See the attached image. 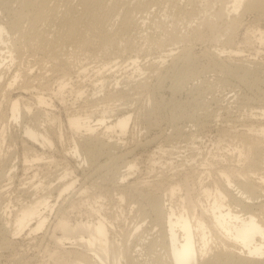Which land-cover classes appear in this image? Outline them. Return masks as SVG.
Masks as SVG:
<instances>
[{"label":"bare ground","instance_id":"1","mask_svg":"<svg viewBox=\"0 0 264 264\" xmlns=\"http://www.w3.org/2000/svg\"><path fill=\"white\" fill-rule=\"evenodd\" d=\"M11 1L13 0L0 1V14L7 13V16L9 15L7 22L4 23L0 20V90L10 95L11 98L7 101L6 107L10 109V118H12L11 123L17 124L22 134L20 136L22 138L21 142L26 149L22 163L24 167L22 168L25 169L27 174V182L24 183L30 185L28 186L29 188H27V192L32 199L27 203H20L19 208L17 207L18 209H14L15 211L8 210V205H6V208L3 207V210H6V212H1L2 210L0 208V236L3 235L5 239L3 243L1 242V247H4V249L10 247L9 244L13 242L15 236L22 233H26L25 235H37V233L46 226L49 216L48 212H52L55 206L53 200H50V189L53 185L50 181L40 180L38 176L41 170H39L38 167L33 169V165L54 162V156H44L42 150L52 148L54 143L64 145L62 143L64 131L61 127V121L51 110L55 107L53 103L54 97L58 98L61 104H64L63 98L58 95H61L67 86L65 80H60L58 91L55 92L53 96L50 95V97H46L43 93L34 94L31 76L28 71H23V74L16 71L14 75L11 76V79H9V81L7 80L8 82L3 81L7 69L10 70L13 65L22 66L25 63V61L22 60L25 52H29L31 55H38L39 57H36V60L40 58L39 64L41 65L49 61L53 69L62 70L63 78L71 71L68 57L80 47L87 46L92 48L93 46H110L113 48L114 53L118 54L123 53L121 51L137 52L139 48L141 50L142 47L135 43L133 36L141 30H146L148 25L149 27H157L158 23H163L164 21L157 20L153 14L154 7L159 9V6H163L166 8L165 10H167V12L169 11L167 16L173 17L169 21L171 24L170 29L165 31L168 40L174 46L179 44L183 46L182 50L176 51V53H174L175 47V49L170 48V54H166V58L170 56L180 61L178 64H176L177 62L175 61V64L177 66L179 65L178 67L189 66L190 64H194L196 60L198 62V58L196 59L195 56L199 54L194 55L193 50L191 51L194 46H192V43L197 41L205 43V41H208V43H215V46L217 43L222 44L220 45L221 48L215 47L209 51V48L206 49L207 53L211 56V68L214 67L213 70L216 69L217 73L218 71L222 74L224 73V77L225 74L228 76H237L242 80L248 81L251 85H256L264 80L259 77L260 72H258L262 71L263 66L261 67L259 64L255 66V64H253L255 66L253 68L252 65V67L250 65H243L241 59L234 55L236 52L231 50L237 33L242 27L241 16L248 13H257L259 18L264 19V0H203L201 1L200 7H193L190 10L185 9L179 0H14L16 2L15 7H11ZM217 1L221 2V7L218 6L214 9L213 6L217 5ZM196 2L197 0H188L190 4H197ZM212 8L214 10L207 13ZM197 12L203 13V17L200 18L198 25L191 29L190 32H184L180 27L177 15L191 18L195 16ZM151 14H153V16H151ZM222 37H224L223 41H221ZM262 37L263 30L261 29L254 35L252 44H262ZM200 42L197 43L200 45ZM204 48H206V46ZM228 49H230V51H227ZM134 54L127 57L128 61H130L128 65H132V69H135H133L132 76L137 73L139 78L144 74L147 67L146 69H144V67L142 68L140 64L141 61H139L142 58L140 57L139 59L138 55ZM121 55L124 56V53ZM203 55L201 54L200 56ZM163 57L164 55L161 56L159 61L155 60L151 63L148 62L149 59L147 61L148 63L146 62L150 66L147 71L150 70L152 73L159 71L160 65L165 62ZM204 58L207 59L209 57ZM233 58H235L236 61H233ZM20 59L21 61H19ZM170 59L169 62H171ZM199 60H201V58ZM206 61H209V59ZM260 64L262 65V63ZM116 65H118L117 62L115 63V66ZM174 65L172 66L173 68ZM206 65L208 66L209 64ZM113 66L109 67L107 70L110 71V74L114 75L118 70H115ZM73 67L79 72H84L86 70L82 64L78 66L73 65ZM208 67L210 68V66ZM257 68H261V70H256ZM142 69L144 70L142 71ZM204 69H206V67ZM167 70L168 69H166V71ZM30 72H32V68H30ZM203 72L204 71H202V73ZM159 74L161 75V73H158V75ZM152 76L154 75L152 74ZM21 77H23L22 81L20 80ZM125 78L126 77L122 78L120 81L115 80L113 90L116 89L117 91L108 89L105 98L126 97L127 88L125 89L126 91L122 89L124 86L119 90L117 89L119 84L121 85L122 80H127ZM127 78L129 83L136 81L135 87L137 86L139 89L141 88V90L145 86H148L146 81L142 79L135 80L136 78L132 77L135 78L132 80L131 77ZM18 79L20 84H17L16 91H20L21 93L27 92L31 95L34 94L31 97L34 100L33 102L23 100L21 94L16 97L13 96L15 91L13 92L11 88L17 83ZM144 79L148 80L146 78ZM106 80L108 82L104 72L96 75L95 79L92 81L93 88H98L99 91L103 90L105 84L108 86ZM127 83L124 85L126 86ZM243 83H245V81ZM155 88L156 87H154V89ZM98 89H94V96L99 93L96 92ZM212 89L213 88H211V90ZM133 95L134 94L131 96ZM139 95L141 96V93ZM79 96H82V94L78 92V97H76L79 98ZM131 96L129 95V97ZM121 100L119 99V101ZM97 101V98L88 95L84 103H86L89 108L87 107L83 110L84 108L82 109L81 107L82 113L68 114V107L66 110L67 123L69 125L68 132H70L74 139V147L69 156L79 160L82 158L81 160L83 163L89 161L91 165H96V168L99 166L97 159L102 149L106 151V149L110 150L114 148L115 150V147L120 144L118 141L129 131L130 122L132 120L131 113L128 112L129 110L126 111L125 109H122L120 115L117 114L113 120H110L114 115H109L113 114L110 113L111 111L109 110L101 109L100 111H103L101 114L97 115V110L95 109L97 108L95 107ZM157 101L160 100L158 99ZM256 101L257 102L251 101V103L258 104L256 108L260 111L253 112V114L250 110L248 111L254 115V118L252 117L251 123L245 125L244 128H241V126V129L236 133L235 136L239 141V145L232 150L228 149L231 150L230 156H234L237 163H227L228 160H232V158L229 159L227 156H224L222 159H215L218 167L215 168L214 166L213 169V165L211 167L212 163L210 162L211 171L217 178V187H213V190L210 189L207 183L200 180V191L201 194L207 198L208 206H203L200 199H189L187 205L181 210L174 209L172 206L166 207L164 205L165 202L163 203V199H171L176 194V191L184 185L174 182V179L180 175L177 167H173L172 169L175 170L170 173L168 172L169 170L167 171L168 173L162 170L161 175L159 173L155 174L157 177L156 179L153 177L154 180L149 181L144 179L137 183H130L129 186L125 185L122 189V191L129 192L133 190L135 192H140L141 196L150 204V208H148V210H150L149 212H147L148 210L141 211L140 220L142 223H138V221L132 226V232L129 230L128 233L130 234L128 237H130V239L126 238V234L122 235L119 240L111 239V226L106 222L105 217L102 215L100 216L99 206L96 205L92 206L91 209L89 208V210L93 215H96L97 221L72 225L63 217L53 225L54 227L49 238L54 243V248L49 252V259L54 264H145L143 249L145 247L153 249V247L159 246L161 250L158 248L160 252L158 251L159 253H155L156 259L153 257L155 260L153 261L154 264H264V93H262ZM131 102L132 101H130V103ZM190 102L191 101H189L188 104ZM122 103L120 105H122ZM126 103L128 104L129 101ZM120 105L117 107L120 108ZM161 106L162 104L158 103L148 108V116H146L147 123L151 124V121L153 122L154 119L151 120V116L156 113V110ZM99 107L100 105L98 108ZM115 108L116 107H114V109ZM161 108H163V106ZM118 111L120 112L121 110L119 109ZM193 114L195 113L192 112V115ZM155 116L156 114L154 117ZM194 116L196 115H193L195 119ZM206 116L208 117V115ZM198 118L197 120H200ZM155 120L154 122L158 121ZM193 120H191V122L194 124ZM2 126H4V124H2ZM150 126L153 127L154 125ZM181 128L177 127V129H174L179 138L194 134L191 130V134L188 133L187 135H183ZM186 128H188V125ZM115 133L118 134V140H113V135ZM175 136L173 134V138H175ZM182 139L184 140V138ZM5 141L6 138H4L1 133L0 162L2 161L3 163L1 162L0 179L1 181L3 179V182L4 180L12 181V179L15 178L14 172H16V170L14 171V169L18 168L17 162L13 164V159L11 160L12 154L14 153L12 150L7 152L9 156L7 155L5 159H2V152L4 150L3 144ZM146 142L145 144H149ZM181 142H179L180 144H176L180 146ZM137 145L136 147L138 148ZM142 145H144V143H141L140 146ZM175 145L173 144L171 149H165L161 144L159 147H156L158 149L153 153L154 155L151 156V165L157 162L153 159L156 154H158L159 157V154L162 155V153L165 152L169 154L176 153V151L172 152ZM133 146L135 147V143ZM39 147L41 151H38ZM117 147L119 148V145ZM180 148L182 147L180 146ZM131 149L129 148L127 152H132L133 149ZM67 155L68 153H64L65 157ZM80 156L82 157L80 158ZM122 156L123 157L119 156L120 159H118L122 162L124 165L123 168H126V170L121 171V167H114L116 168V173L119 174L118 177L124 180L132 174L136 164H134L133 160L127 161L129 158H127L125 154ZM10 160L12 164L9 162ZM160 161L162 163V160H159V163ZM240 163L241 166L239 165ZM165 166L166 165H164V168ZM102 167L103 165L100 164L99 169H103ZM159 170L158 168V171ZM151 171L155 172L154 170ZM29 173L31 174L29 175ZM201 173H203L202 168L199 174ZM105 175L102 177H105ZM115 176L116 174H114V177ZM58 180L62 182V186L59 188L60 196L67 193L69 194L75 189L76 182L71 178V172H68L67 169L63 170ZM9 183L11 185V182ZM113 183L115 185V182ZM3 186L4 185L1 184V187ZM146 187L148 189H146ZM145 189L147 191H145ZM85 193L86 190L80 191V202L83 201L84 195H86ZM90 201H87V203ZM95 203H97V200ZM71 207L75 209L74 203L71 204ZM11 213H13L15 217L10 218L9 216ZM147 217H151V224L154 225L155 228H158L157 231L153 230L154 232H152L150 231L151 228L150 230L143 229L142 224ZM141 228L145 231H139ZM145 232L147 236L144 235ZM73 235L78 239L71 242L70 240L74 239ZM132 236L133 238L131 239ZM67 243L70 245H67ZM74 245H77V247H74ZM146 253L147 252H145V254ZM148 253L150 252L148 251ZM151 254L153 255V253ZM69 256L73 258L70 262L68 261ZM151 256H148V258H151ZM13 260L14 259H12V261ZM21 264H23V262Z\"/></svg>","mask_w":264,"mask_h":264},{"label":"rangeland","instance_id":"2","mask_svg":"<svg viewBox=\"0 0 264 264\" xmlns=\"http://www.w3.org/2000/svg\"><path fill=\"white\" fill-rule=\"evenodd\" d=\"M179 1L181 2V4H183L185 9L190 10L193 7L196 8H198V6L200 7L201 1L203 0H197L196 3L198 5L190 4L188 3V0H179ZM216 3L217 5L213 6L214 9H216L218 6L221 7V2L217 1ZM15 5L16 2L14 0L11 1V7H15ZM161 7L159 6V9H157V7H154L153 14L155 15L154 17L157 20H162L164 22L158 23L157 27L156 26L149 27L148 25L146 30H141L137 34H134L135 36H133L134 37L133 40L137 45L142 47L141 49L142 51L140 50V48L137 50V52L133 51L135 54L132 51H128V52L126 51L127 53L125 51H121L124 53L123 56L121 55L123 53L120 54L114 53L113 48L110 46H106V47L93 46L92 48H89L87 46L80 47L76 49V51L73 54H70V56L68 57L71 71L67 73V75L64 76L63 78H62L63 76L62 70L53 69L50 66L51 63L49 61H47L44 65L39 64L40 58L36 60V57L39 56L31 55V53L29 52H25V55L23 56L22 59L25 61V63L22 66L13 65L10 68V70L7 69V72L5 73L6 75L4 76L3 79V81L5 82L7 80L9 81V79H11V76L14 75V72L16 71L22 74L23 71H28L31 76V80H32L31 84L34 94L43 93L46 97H50V95L53 96L54 93L58 91V84L62 79L65 80L67 86L62 92V94L58 95L59 97L63 98L64 104H61L60 100L58 101V98L54 97L53 103L55 104V107H53L51 110L61 121V127L64 131V139L62 142L64 145L54 143L55 146L53 145L52 148L42 150L44 152V156H54L55 163L49 162L48 164L47 162V163H40L33 165V169L35 167H38L39 170H41L39 172L38 178L43 181H50L51 184L53 185L50 189V200H53V204L55 203V206L53 207L52 212L50 211L48 212L49 216L46 226L43 227V229H41L37 233V235H29V234L25 235L26 233L19 234L18 236H15L13 242L9 244L10 247H7L5 249L4 247H1L2 246L1 242L3 243L5 239L3 235L0 236L1 238L0 264H21L22 262L23 264H54L49 259V252L54 248V243L49 238V235L50 233H52L54 227L53 225L63 217L66 218L69 224L72 225H75L76 223H86V222L90 223L91 221H97L96 215H93L92 212L89 210V208L91 209L92 206H96V205L99 206L100 216L102 215L103 217H105L106 222H108V224H110L111 226L110 228L111 239L119 240L122 237V235L125 234H126L125 236H127L126 238L130 239V237H128V235L130 234L128 233L129 230L130 231L132 230L133 228L132 226H134L135 223H137L138 221H139L138 223L141 222L140 220L141 211L148 210V208H150L149 207L150 204L147 202L145 198L141 196L140 192H135L133 190L128 192V191H122V189L125 185L129 186L130 183H137L144 179H147L149 181L154 180V178L156 179L157 177L155 174L159 173L161 175L162 170H165L163 172H167L169 170L168 172L170 173L175 170L172 169L173 167H177L179 169L178 172L180 173V175H178L174 179V182L178 184L182 183L184 185L183 187H180L176 191V194L171 199L168 198L163 199L164 200L163 203L165 202L164 205L166 207L172 206L174 209L181 210L184 206L187 205L189 199L192 200L200 199L201 203H203V206H208L207 198L204 197L200 191V180H203L205 183H207L210 189L213 190V187H217V178L214 175V173L211 171L212 165H213V169L214 166L215 168L218 167V165H216L215 159L218 158L222 159L224 156H227V158L229 159L232 158V160H228L227 163L229 162L237 163V161H235L236 158H234V156L233 157L230 156L231 150L234 149L237 145H239V141L235 135L241 128H244L245 125L251 123V120L254 118L253 117L254 115H252L253 112L259 110L256 108L258 107V104H254L253 102H257L256 99L258 100L259 97L262 95V93H264V83H263L264 80H262V82L260 81L259 83H257L259 86L257 84L256 86L255 84L251 85L248 81L242 80L237 76H230V75L228 76L227 74H225L224 77L223 76L224 73L222 74L219 71L217 73L216 69H215L216 71L213 70L214 67L211 68L212 67L211 66L212 60L210 58L211 56L207 53L206 49L209 48L208 49L209 51L210 49H214L215 47L221 48L220 45L222 44L217 43L215 46V43L212 42L208 43V41H205V43L197 41L200 42V45L197 42L192 43V46L193 45L195 46L196 44L195 47L193 46L191 51L193 50L194 55L199 54L195 56L196 59L198 58V62L196 60L195 61L196 63L194 62V64H190L189 66L178 67L179 65L177 66L176 64L180 63V61H177L174 58H171L170 56H167L166 58V54H170L169 52L170 48L175 47L176 49L174 48L175 49L174 53H176V51L177 52L181 51L183 46L180 44H179L180 46L179 45L174 46L168 40V36L165 31L170 29L171 24L169 21L173 17L167 16L169 11L167 12V10H165L166 9L165 7L163 6ZM213 8L209 10L207 13L213 11L214 10ZM153 14H151V16H153ZM177 17L179 18L180 27L183 29V31L190 32L191 29L195 28L198 25L200 18L203 17V13L197 12V14L191 18L184 17L182 15H177ZM255 18L257 20L260 19L261 22L260 20L257 21ZM8 19H9V15L7 16V13L0 14V20L2 22L5 23L8 21ZM241 21H242V27L239 29L240 31H238L237 33V37L233 42L231 50L236 52V54L234 53L233 54L241 59V63L243 65H250V66L252 65L254 68L256 65L259 64L261 67L263 66L264 68V19L259 18L257 13H248L241 16ZM261 29L263 30L262 44L259 43L252 44V41L254 40V35L257 34ZM223 40L224 37L221 38V41ZM205 46L206 48H204ZM202 50L204 53L202 52ZM227 51H230V49H228ZM133 54L134 55L137 54L139 59L140 57L142 58L139 60L141 61L140 64L142 68L144 67V69H146L147 67V69L144 71V74H142V76H140L139 78H138L139 75L137 73L133 74L132 76V73L135 69L134 68H133L134 70L132 69V65H128L130 61H128L127 57ZM201 54L202 55L205 54V55L200 56ZM162 55H164L165 57V58L163 57L165 62L160 65L159 71L155 73L154 72L152 73L150 70L147 71L148 68L150 67L149 64L147 63L148 62L151 63L155 60L159 61ZM199 57L201 58V60H199L200 59ZM204 57L206 58L209 57V58L205 59ZM123 58L124 59L126 58L125 61ZM168 58L169 59L171 58L170 61L173 63V65L175 64V61L177 62L174 65V68L172 67L173 65L171 62H169ZM208 59L209 61H206ZM233 59H234L233 61H236L235 58ZM19 61H21V59ZM116 62L118 65L115 66ZM260 63H262V65ZM81 64L84 65V68H86L84 72H79L73 67V65L78 66ZM168 64H170L171 66ZM206 64H209L208 66H210V68ZM253 64H255V66ZM111 66H113L115 70H118V72L114 73V75L110 74V71L107 70ZM205 67L206 69L208 68L210 70L204 69ZM30 68H32V72H30ZM263 68L262 71H258L260 72L259 77L261 79H264ZM144 69H142V71ZM166 69L168 70L166 71ZM256 70H261V68H257ZM202 71L204 72L202 73ZM102 72H104L106 78L108 79V82L106 80L108 86L107 84H105L103 90L99 91L98 88H93L92 81L95 79L96 75ZM149 73L150 74L152 73L154 76H152V74L150 75ZM158 73H161L162 77L160 74L158 75ZM124 77H126L125 79L127 80L126 81L122 80L121 85L119 84L117 89L119 90L123 86L124 87L122 89L125 90L127 88L126 89L127 94H125L126 97L125 96L122 98L115 97L109 99L105 98L107 96L108 89L113 90L114 88L113 85L115 84V80L120 81ZM127 77L136 78V79L132 78V80L142 79L146 81L148 86H145L143 88L144 90L143 89L141 90V88L139 89V87L137 86L135 87L136 81L134 82L132 81L129 83ZM144 78L148 80H145ZM20 80L22 81L23 77H21ZM241 81L243 82L245 81V83ZM109 82H111L112 84ZM124 82L125 83L128 82L126 86L124 85L125 84ZM17 84H20L19 79L17 83L11 88L13 92L15 91L13 93V96L16 97L19 94H21L23 100L33 102L34 100L31 97L34 94L31 95L30 93L27 92L21 93L20 91H16ZM154 87L156 88L154 89ZM211 88L213 89L211 90ZM94 89L95 90L98 89V91L96 92H99L95 96L93 95L95 92ZM113 91H117V90L114 89ZM78 92L82 94V96H79V98H77ZM140 93L141 96L139 95ZM132 94L134 95L131 96ZM137 94L139 95V97ZM88 95L90 96L92 95V97L98 99V101L95 103L96 104L95 107H97L95 108L97 110L96 111L97 115L101 114V112L104 109L107 111L108 110L111 111L110 113H113V114H109V115H114V117H112V119L110 120H113L117 114L120 115L122 109H125L126 111L129 110L128 112L131 113L132 115L129 131L125 134V136H122L121 140L118 141V143H120L118 144L119 148L117 147L118 146L117 145L115 147V150L114 148L110 150L106 149V151L102 149V152L97 159L98 160L97 163L99 164V166L100 164H102L103 169L101 168L99 169L98 166L97 168L99 170L96 168V165H91L89 161L83 163V161L81 160L82 156H80L81 158L80 160L69 156V154L72 151V148L74 147V139L70 134V132H68L69 125L67 123L66 110L68 107L67 110L68 114L82 113L83 108H84L83 110H85L87 107L89 108V106L86 103H84ZM129 95L131 97H129ZM9 98H11L9 94H6L5 91L0 90V134L2 133L3 137L6 138V141L3 144L4 150L2 152V159H5L8 155L7 152L9 150H12L14 153L12 154L13 156L11 160L12 159L14 160V161L12 160L13 164H16L17 162L18 168L14 169V171L16 170V172H14L16 176L14 175L15 178L12 179L13 182L8 180H4L3 182V179L2 181L0 179V208L2 210V211L0 210L1 212L3 211L6 212V210H3V207L6 208V205H8V210L15 211L16 210L15 208L17 207L19 208L20 203L24 204L32 199V197H30L29 193L27 192V188H29L28 186L30 185L24 183L27 182L26 180L27 174L25 169H23L24 167L22 166L23 165L22 163L24 160L26 149L24 148L23 143L21 142L22 138L20 136L22 134L20 133L21 131L19 130V126L17 124L11 123L12 118H10V109L6 107V103L9 100ZM119 99L122 100L119 101ZM126 99L127 101H129V103L130 101L132 102L130 104L128 103L129 104L128 105L126 103L127 102ZM158 99L160 101H157ZM187 101L188 102L191 101L190 102L191 104L190 103L188 104ZM251 101L253 102L251 103ZM121 103L122 105H120ZM158 103L159 104L161 103L163 108H161L162 107L161 106L159 109L156 110V113H154L151 116V120L152 119L155 120V118L157 117L156 120L158 121L155 120L156 122H154L153 120V122L151 121V124H149L147 123V117H146L148 116L147 115V112L149 110L148 108H151L152 105L154 106L155 104ZM182 103L185 105H183ZM97 105L98 106L100 105V107L98 108ZM119 105L120 108H118ZM81 107L82 109H80ZM114 107L116 108L114 109ZM254 107H255V111H254ZM101 109L103 110L100 111ZM117 109L118 110L120 109L121 111L119 112ZM249 110L252 114L248 112ZM192 112L195 113L193 115H196L194 116L195 119L193 118ZM155 114L156 116L154 117ZM206 115H208L209 118ZM197 118L200 119L201 122L200 120H197ZM191 120L194 121V124L191 122ZM195 122L197 123V125ZM198 123L199 125L201 123V125L199 126ZM2 124H4V126H2ZM150 125L152 126L154 125V126L151 127ZM187 125L188 128H186ZM177 127L178 128L182 127L181 129L183 135H187L188 133L191 134L190 132L191 130L192 133L194 132V134L187 135L188 137L187 136L182 137L184 138V140L181 137L180 139L177 136L176 130H174L177 129ZM173 134L174 136L176 135L175 138H173ZM113 140H118L117 133L113 135ZM137 141L144 143V145L140 146L141 143L139 142L140 143L139 145ZM145 142L149 144H145ZM179 142H181L180 146L182 148H180V146L178 145L180 144ZM134 143H135V147L133 146ZM160 144L165 149H171V146L173 144L174 145L176 144L174 146L176 149L174 148L172 151V152L176 151V153L169 154L168 152H165L162 153V155L165 156L159 154V157L158 154H156L153 157V159L157 161L156 162L157 164L154 163L153 165H151L152 164L151 156L154 155L153 153L158 149L156 147H159ZM136 145L138 146V148L136 147ZM129 148L135 150L133 151L131 149L132 152L130 151V153L132 155L129 152H127ZM38 151H41L40 147ZM64 153H68V155L65 157ZM124 154L125 156L128 155L127 158L129 159H127V161L133 160L136 166L132 171V174H130L128 177L122 180L121 177H118L119 174L116 173L115 167H121V171L126 170V168H123L124 165L119 160L120 157H123L122 155ZM11 160L9 161L10 163ZM159 160H162L163 164L161 163V161L159 163ZM165 162L168 164H166ZM2 163L0 164V167L2 166ZM158 164L160 167L158 166ZM164 165H166L165 168ZM239 165L241 166V163ZM158 168L160 169L159 171ZM201 168L203 173L199 174ZM64 169H67L68 172H71V178H73L76 183L74 187L75 189L72 191L73 193L71 192L69 194L67 193L60 196L59 188L62 186V182H60L58 178L61 176V173L63 172ZM149 169L154 170L155 172ZM30 174L31 173H29V175ZM114 174H116L117 177L116 176L114 177ZM104 175L105 177H102ZM106 176L108 177L110 176V177L108 178ZM9 182H11V185ZM113 182H115V185ZM1 184L4 186L1 187ZM82 189L86 190L85 193L86 195H84L83 201L80 202L79 193L80 191H83ZM146 189L148 188L146 187ZM146 189L145 191H147ZM86 200L87 201L91 200V201L87 203ZM96 200L97 203H95ZM72 203H74L75 209H72L71 207ZM9 207L12 208L10 209ZM149 211L150 210H148L147 212ZM9 217L13 218L15 217V215L11 213ZM150 219L151 217H147L144 220L142 224L143 229L150 230L151 228L150 231L152 232H154L155 230L157 231L158 228H155V226L151 224ZM143 229L141 228L139 231L141 230L145 231ZM144 235L147 236L146 232ZM73 236L74 239H71L70 240L71 242L75 241V239H78L76 238L75 235ZM132 238L133 236L131 237V239ZM67 245L70 244L67 243ZM74 247H77V245H74ZM158 248L160 249L159 246L153 247L154 251L152 248H148V247H145L143 249V253H144L143 258H145L144 259L145 264H152V263L154 264L153 261H155L154 259H156L155 253H157L158 251L160 252L161 250V249L159 250ZM151 249L153 252L151 251ZM148 251L150 253H148ZM145 252H147L148 254L147 253L145 254ZM151 253H153V255ZM148 256H151V258L150 257L148 258ZM12 259L14 260L12 261ZM72 259H73L72 256L68 257L69 262L72 261Z\"/></svg>","mask_w":264,"mask_h":264}]
</instances>
